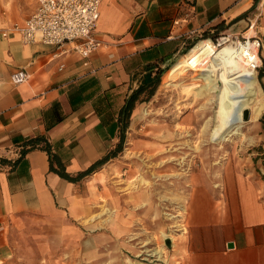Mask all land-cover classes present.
Segmentation results:
<instances>
[{"label":"crops","instance_id":"obj_1","mask_svg":"<svg viewBox=\"0 0 264 264\" xmlns=\"http://www.w3.org/2000/svg\"><path fill=\"white\" fill-rule=\"evenodd\" d=\"M36 6V0H0V158L17 160L0 167V264L12 258L20 230L94 220L100 168L66 181L49 171L45 151L19 158L28 139L45 134L66 173L86 172L114 150L119 112L147 73L160 71V81L170 76L214 32L236 33L256 20L264 29V0H104L94 33L102 47L83 60L69 44L64 53L2 36ZM19 69L29 79L14 84L10 76ZM140 108L137 101L127 130ZM197 184L174 264H264V183L232 169L216 182L219 188Z\"/></svg>","mask_w":264,"mask_h":264},{"label":"rangeland","instance_id":"obj_2","mask_svg":"<svg viewBox=\"0 0 264 264\" xmlns=\"http://www.w3.org/2000/svg\"><path fill=\"white\" fill-rule=\"evenodd\" d=\"M253 24L250 34L246 27L210 37L262 40L257 78L264 100V29L258 20ZM174 74L175 70L166 78L161 74L153 96L140 102L137 123L126 131L122 152L100 168L94 220L90 224L69 220L63 230L16 232L7 264H174L186 233L189 193L198 182L211 187L233 169L240 175L251 172L264 183V109L254 120L250 104L242 122L230 126L238 127L237 134L211 141L216 124L215 91L210 85L214 72L187 71L178 78ZM162 232L170 235V248ZM161 247L162 257L149 255Z\"/></svg>","mask_w":264,"mask_h":264},{"label":"built area","instance_id":"obj_3","mask_svg":"<svg viewBox=\"0 0 264 264\" xmlns=\"http://www.w3.org/2000/svg\"><path fill=\"white\" fill-rule=\"evenodd\" d=\"M104 0H36L37 6L21 26L15 25L10 33L3 37L18 35L25 44L42 43L53 46L66 53L64 46L71 45L70 52L83 60L102 47L94 33L99 20L100 5ZM252 24L249 29L252 28ZM217 47L230 46L233 55H239L244 66L251 72H257L261 65L260 51L262 40L256 36H220L203 38ZM208 59H201L188 72H198L207 65ZM87 65V62H84ZM62 68V67H61ZM14 84H21L29 79L28 73L19 69L10 76Z\"/></svg>","mask_w":264,"mask_h":264},{"label":"bare ground","instance_id":"obj_4","mask_svg":"<svg viewBox=\"0 0 264 264\" xmlns=\"http://www.w3.org/2000/svg\"><path fill=\"white\" fill-rule=\"evenodd\" d=\"M253 30V29H251ZM248 30L246 33L250 34ZM235 51L231 47H217L208 40H203L198 48L191 51L177 66L174 78L180 77L189 68L194 67L201 59H208L204 70L214 72V82H211L215 91L214 121L216 124L211 130L210 140H224L229 134H237L238 127L231 128L234 123L242 122L243 111L250 104V116L256 120L264 109V100L259 87L257 72L248 70L240 56L233 55ZM236 53V52H235ZM200 69V70H203ZM162 238H171L166 233H161ZM148 251L149 255L162 257L164 249L156 248Z\"/></svg>","mask_w":264,"mask_h":264},{"label":"trees","instance_id":"obj_5","mask_svg":"<svg viewBox=\"0 0 264 264\" xmlns=\"http://www.w3.org/2000/svg\"><path fill=\"white\" fill-rule=\"evenodd\" d=\"M254 2L256 3L257 0H254ZM159 73L160 71L156 72L155 75H153L152 73H147L144 76L139 88L133 91V93L130 95L129 99L126 102V105L123 108H121L119 112V118H118L119 136H118V142L114 150L110 151L105 157L97 161L86 172L80 173L77 176H70L68 173H66L64 164L62 163L60 158L52 151L51 144L48 141V138L45 134L38 135L34 138L28 139L22 145L19 151V158L25 156L30 151L42 150L45 151L48 155L49 171L57 174L60 178L75 183L80 179H82L83 177L90 175L91 173H93V171L101 168L105 163L117 157V155L122 152L123 144L125 142L126 130L130 123L131 111L137 101H139V103L144 102L149 100L153 96L158 85L160 84ZM166 76L167 75H165L164 77ZM16 163L17 160L9 161L5 158H0V167L11 166L12 168Z\"/></svg>","mask_w":264,"mask_h":264},{"label":"water","instance_id":"obj_6","mask_svg":"<svg viewBox=\"0 0 264 264\" xmlns=\"http://www.w3.org/2000/svg\"><path fill=\"white\" fill-rule=\"evenodd\" d=\"M164 74H165V73H164ZM244 119H247V111L244 112ZM165 245H166L168 248L171 247V239H170V238H166V239H165ZM228 246H229V248H231V247H232V244H229Z\"/></svg>","mask_w":264,"mask_h":264}]
</instances>
